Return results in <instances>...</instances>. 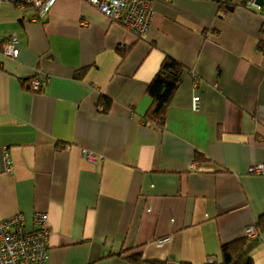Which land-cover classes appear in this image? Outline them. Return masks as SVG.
<instances>
[{
    "label": "crops",
    "instance_id": "obj_1",
    "mask_svg": "<svg viewBox=\"0 0 264 264\" xmlns=\"http://www.w3.org/2000/svg\"><path fill=\"white\" fill-rule=\"evenodd\" d=\"M242 1L157 0L137 38L83 0L44 17L0 0V218L32 231L45 211L47 264H223L236 240L264 264V219L244 232L264 216V174L247 173L264 162V17ZM166 56L185 71L159 129L143 115Z\"/></svg>",
    "mask_w": 264,
    "mask_h": 264
},
{
    "label": "built area",
    "instance_id": "obj_2",
    "mask_svg": "<svg viewBox=\"0 0 264 264\" xmlns=\"http://www.w3.org/2000/svg\"><path fill=\"white\" fill-rule=\"evenodd\" d=\"M22 9L31 6L36 15H46L57 0H4ZM94 6L99 12L112 21L120 23L137 38H142L150 25L154 12V2L157 0H83ZM169 2L171 0H161ZM248 9L258 11L264 17V8L256 0H243L241 3ZM17 37L11 36L2 43V51L9 56H15ZM41 85L37 78L32 79L30 88L38 91ZM199 97L192 98V109L199 108ZM99 109L103 110L100 105ZM86 157L95 161V157L88 153ZM5 170L12 171L6 151L4 152ZM248 174H264V162L252 164L247 168ZM34 229L26 231L24 216L16 212L11 216L0 218V264H47L48 236L47 213L36 210L33 215ZM245 235L250 238L259 236L255 226L245 228Z\"/></svg>",
    "mask_w": 264,
    "mask_h": 264
},
{
    "label": "trees",
    "instance_id": "obj_3",
    "mask_svg": "<svg viewBox=\"0 0 264 264\" xmlns=\"http://www.w3.org/2000/svg\"><path fill=\"white\" fill-rule=\"evenodd\" d=\"M216 1L219 2V8H221L224 6L223 4L228 3L230 0ZM13 5L16 7L15 4ZM184 71L185 67L181 62L170 56H166L161 62L159 69L157 70V72L155 73V75L150 80L147 86L146 94L148 97L151 98V104L143 115V118L147 122H150L151 124L157 126V128L159 129H162L165 125L167 108L170 104L173 95L175 94L180 85L181 77ZM99 104L103 107L102 111L107 110L109 105V99L106 97H102L100 99ZM197 159H201L200 155L197 156ZM263 219L264 216H261L259 219H257L255 223V227L258 230V225L262 223ZM242 245L243 240H236L221 246L222 263L252 264L251 258L245 255V251ZM118 254L120 256H123V254H125V251H120L118 252ZM125 259L130 264H165V261L163 260L143 258L141 253L139 252L128 256L126 255Z\"/></svg>",
    "mask_w": 264,
    "mask_h": 264
}]
</instances>
